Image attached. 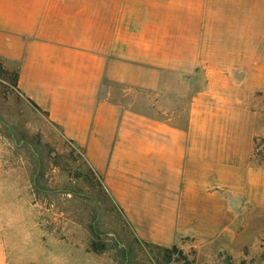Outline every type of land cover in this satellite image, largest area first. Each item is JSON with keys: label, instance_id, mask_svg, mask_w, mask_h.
Here are the masks:
<instances>
[{"label": "crops", "instance_id": "1", "mask_svg": "<svg viewBox=\"0 0 264 264\" xmlns=\"http://www.w3.org/2000/svg\"><path fill=\"white\" fill-rule=\"evenodd\" d=\"M223 1L0 0V61L17 69V90L83 150L145 244L177 242L189 148L207 128L213 143L242 129L248 146L232 158L249 162L231 189L264 211V164L250 162L264 137V0ZM171 73L194 90L187 126L109 98L114 77L155 89ZM9 254L0 230V264Z\"/></svg>", "mask_w": 264, "mask_h": 264}, {"label": "rangeland", "instance_id": "2", "mask_svg": "<svg viewBox=\"0 0 264 264\" xmlns=\"http://www.w3.org/2000/svg\"><path fill=\"white\" fill-rule=\"evenodd\" d=\"M234 2L226 4L235 8ZM14 72L0 61V230L10 264H264V211L244 206L231 189L243 181L239 165L249 162L232 158L248 146L242 129L230 142H211L209 128L198 132L187 157L177 242L159 251L136 239L82 150L14 88ZM116 79L106 81L111 100L187 126L194 90L173 73L155 89L150 79L132 87ZM251 149L250 162L264 164V137Z\"/></svg>", "mask_w": 264, "mask_h": 264}, {"label": "trees", "instance_id": "3", "mask_svg": "<svg viewBox=\"0 0 264 264\" xmlns=\"http://www.w3.org/2000/svg\"><path fill=\"white\" fill-rule=\"evenodd\" d=\"M17 77H18V74H17V69L15 68V72L13 73V86H14V88H16L17 89ZM18 91V90H17ZM19 92V91H18ZM30 104H31V106L34 108V109H36L37 111H40V109L36 106V105H34L31 101H29V100H27ZM40 112H42V111H40ZM42 113H44V112H42ZM45 114V116L47 117V114L46 113H44ZM48 118V117H47ZM50 122V121H49ZM51 123V122H50ZM52 124V123H51ZM54 125V124H53ZM57 127V126H56ZM63 137V136H62ZM67 141V140H66ZM69 142V141H68ZM71 145H73L71 142H69ZM74 146V145H73ZM76 147V146H75ZM78 148V147H77ZM80 149V148H79ZM80 150H82V149H80ZM82 153H83V150H82ZM83 158H84V156H83ZM85 161V160H84ZM86 163V162H85ZM88 166V165H87ZM89 167V166H88ZM89 172L92 174V175H94V176H97L92 170H91V168L89 167ZM98 178H99V181H100V186L103 188V185H102V180H101V177H99V176H97ZM103 190H104V188H103ZM104 192H105V190H104ZM105 194H106V192H105ZM107 195V194H106ZM115 206V205H114ZM116 207V206H115ZM117 208V207H116ZM120 212V211H119ZM121 214V213H120ZM122 215V214H121ZM123 217V216H122ZM123 220H124V218H123ZM125 221V220H124ZM126 222V221H125ZM127 223V222H126ZM145 246H148V247H152V248H155V249H157V250H161V249H163V248H160V247H156V246H152V245H149V244H145V243H143Z\"/></svg>", "mask_w": 264, "mask_h": 264}]
</instances>
